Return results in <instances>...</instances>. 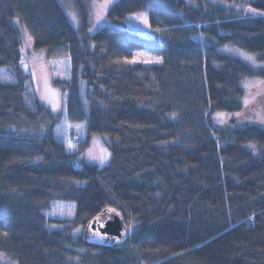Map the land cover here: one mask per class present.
<instances>
[{"label":"trees","instance_id":"1","mask_svg":"<svg viewBox=\"0 0 264 264\" xmlns=\"http://www.w3.org/2000/svg\"><path fill=\"white\" fill-rule=\"evenodd\" d=\"M69 2L76 24L65 0H0V70L14 78L0 82V264H264V126L216 121L264 82V17L233 6L264 0H116L96 30L94 10ZM139 13L146 35L125 25ZM17 21L53 66L63 114L27 92ZM141 50L163 63L125 62ZM96 137L103 168L85 159ZM56 202L74 217L49 218ZM108 212L130 229L121 243L83 236Z\"/></svg>","mask_w":264,"mask_h":264},{"label":"rangeland","instance_id":"2","mask_svg":"<svg viewBox=\"0 0 264 264\" xmlns=\"http://www.w3.org/2000/svg\"><path fill=\"white\" fill-rule=\"evenodd\" d=\"M82 1L84 3L83 6H86V8L90 7L92 10H94L93 15H92V17L94 19H96L97 11L100 10V5L104 4V2H105V0H82ZM115 1L116 0H112V3ZM65 2H67V4H65V6L67 7L66 11H67L69 16L73 15L72 17H73L74 23L76 24V19H77L75 17L76 16V8H74V5H73V9H72V7L71 8L69 7L70 6L69 0H65ZM109 6L107 7V9L109 8ZM243 6H245V5H243ZM69 8L71 9V11L69 10ZM139 14L144 15L145 18L148 20V16L146 13H139ZM136 15H138V14L129 15L125 21V23H126L125 25H127L128 27H130L136 31H139L145 35L150 33L151 29L149 27H147L145 24L141 23L140 21L131 18V17H134ZM257 16H259V15H257ZM74 17H75V19H74ZM17 23H18V26L20 28L19 30H21V34L23 37V50H21L22 51V60L21 61H24L25 64H27V68H25L24 64H22V65H23L25 72L29 75L28 82H27L28 94L30 96H36L41 102H43V104L46 107H48L54 113L63 114L64 113L63 98H62L61 94L59 93V91H57V89H55V87L53 86V83H52V80H53V75H52L53 66H52V64L48 61V59L46 58V56L43 52L37 51L34 48L33 40L28 41V37L25 35V32H27L30 35L28 29L23 27L18 21H17ZM105 23H106V20L103 19L100 21L99 24H97V23L93 24L92 28H93V30H96V29L100 28L102 25H105ZM148 23H149V21H148ZM31 39H32V37H31ZM237 50H233L232 52L235 53L236 55L240 56L242 59H244V57L242 55L237 54ZM239 52H241V51H239ZM138 53H142L144 55L143 56H137ZM243 53L247 54L245 52H243ZM247 55L255 57L256 62L254 65L251 64L249 61L244 59L252 67L258 68V67L263 66L257 61L256 56H254L252 54H247ZM150 57L154 58L155 56H153L148 51L141 50V51L134 52V55H133L131 60H133L135 58L137 60L136 63H138L141 60L147 59ZM149 64H153V63H149ZM4 77H7L8 80L4 81L3 80ZM13 80H14V78H13L12 72H10L9 69H1L0 70V82H3V83L9 82L10 83ZM260 82H262V81H260L259 79L250 80L248 82V84H247V86H248L247 100L249 101V103L247 104V106H245L243 112H241L239 115H236V116H231L228 114L217 115L216 121L218 124H220L219 125L220 127H224V128L229 127L230 121L232 119L235 120V125L240 126L238 128H242L243 126H248L251 124L264 126V123L260 122L261 119H264V83H260ZM46 89L50 90L51 92L59 94L60 105H59L58 109L54 110L52 105L49 104L47 100L41 99V96L43 94H45ZM67 132L69 134V138L71 139V141L76 142L77 137L73 136L71 134V131H67ZM103 148H107L108 152L111 153V151H109L110 149L108 147L107 140L96 137L92 140L88 150L93 149L94 151L99 152ZM251 149L253 150L252 147H251ZM88 150L86 151V154L88 153ZM85 159L87 160V162H90L92 164L99 166L100 168H103L104 166H106L110 162L111 156H110L109 160L103 165H101L98 161H90L87 158V155H85ZM74 165L76 168H80V165L78 163L75 162ZM74 204L75 203H70V202H58V203L56 202L55 204L52 205V208L48 212L47 216L51 219H57V220L58 219L59 220L72 219L74 217L75 209H76V205H74ZM61 213H63V214H61ZM111 213H113V212H108L106 215L101 217L100 220L104 221V220L109 219L111 217ZM125 232H126V235H128L130 232V229L125 228ZM79 233H80V231L78 232V234ZM83 236H85L88 240H96L99 237L98 235H95L92 231L84 233ZM8 261L10 262V260H8V258H6V257H4L3 259H0V262H2V263L8 262Z\"/></svg>","mask_w":264,"mask_h":264},{"label":"snow or ice","instance_id":"3","mask_svg":"<svg viewBox=\"0 0 264 264\" xmlns=\"http://www.w3.org/2000/svg\"><path fill=\"white\" fill-rule=\"evenodd\" d=\"M111 3H112V0H105L104 4L100 5V10L97 11V13H96V23L97 24H99L100 21L104 19V12L106 11L107 7ZM233 6L238 8V9H242V11H243V13L245 15L251 14L253 16H257V15L264 16V11H261L259 9L253 8L250 5H248V6L233 5ZM131 18L140 21L141 23L145 24L149 28L151 27V24L148 23V20L142 14H138V15H136L134 17H131ZM74 19H75V17H74ZM155 31L159 32V31H161V29L157 28V29H155ZM25 35L28 37V41H30L31 40V36L27 32H25ZM228 51H233V50L232 49H228ZM237 54L242 55L245 60L249 61L253 65L256 62L255 61V57H253V56L244 54L243 52H239L238 50H237ZM143 55L144 54H142V53H138L137 54V56H143ZM125 62L126 63H136L137 60L134 58L133 60L128 61L125 58ZM140 62L145 63V64H149V63L162 64L163 63V57H154V58L150 57V58H147V59H143ZM21 63L24 64L25 68H27V64H25L24 61H21ZM3 80L7 81L8 78L4 77ZM260 83H264V82H260ZM246 87H247V84H246ZM41 99L47 100L48 103L52 105L54 110L59 108V105H60L59 94L51 92L50 90L46 89L45 94H43L41 96ZM244 103H245V106H247L249 101L246 99ZM237 115H239V113H237ZM260 122L264 123V119H261ZM68 127H76L77 129H79V128L83 127V125H75V126L68 125ZM57 134L58 135L61 134L60 129H57ZM66 143H67V149L69 151H76V145L71 141V139H68L66 141ZM251 147L253 148V150H255V146L254 145H252ZM86 155H87V158L90 161H98L101 165H103L109 160V158L111 156V153L108 152L107 148H103L99 152H96L93 149H89L88 153ZM61 214H63V213H61ZM77 231H79V229H77ZM94 234L95 235H100L98 232L94 233ZM4 235L6 236L7 233H4ZM101 239H104V237H101ZM4 257H5V254L4 253H0V259H3Z\"/></svg>","mask_w":264,"mask_h":264},{"label":"water","instance_id":"4","mask_svg":"<svg viewBox=\"0 0 264 264\" xmlns=\"http://www.w3.org/2000/svg\"><path fill=\"white\" fill-rule=\"evenodd\" d=\"M122 217L117 213H111L107 220L96 219L90 224V231L99 233L101 237L112 239L115 243H121L126 237L125 226Z\"/></svg>","mask_w":264,"mask_h":264}]
</instances>
